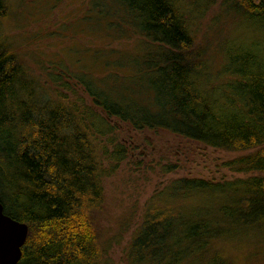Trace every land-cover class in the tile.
Here are the masks:
<instances>
[{
  "label": "trees",
  "instance_id": "obj_1",
  "mask_svg": "<svg viewBox=\"0 0 264 264\" xmlns=\"http://www.w3.org/2000/svg\"><path fill=\"white\" fill-rule=\"evenodd\" d=\"M114 1L148 41L136 70L141 85L128 94L113 97L86 80L85 106L58 88L46 91L0 36V203L27 225L16 264H111L97 227L102 180L129 153L110 119L242 153L224 166L243 177H180L153 192L129 240V260L264 264V0ZM10 10L0 0V30ZM206 17L204 40L222 25L233 30L215 50L222 57L215 72L205 41L195 40ZM236 32L255 36L230 44ZM175 168L159 165L161 174Z\"/></svg>",
  "mask_w": 264,
  "mask_h": 264
},
{
  "label": "rangeland",
  "instance_id": "obj_2",
  "mask_svg": "<svg viewBox=\"0 0 264 264\" xmlns=\"http://www.w3.org/2000/svg\"><path fill=\"white\" fill-rule=\"evenodd\" d=\"M9 1L11 10L0 36L19 63L36 78L40 88L46 91L58 88L67 98H79L87 106L91 105V99L83 87L86 80L113 97L123 90L128 94L141 85L136 70L142 67L138 61L148 41L137 36L138 31L130 25L126 12L116 1ZM207 21L208 17L202 21L195 40L197 45L205 41L207 64L215 72L222 59L215 50L220 40L232 35L233 30L222 25L204 40L209 32L204 27ZM254 36L251 32H236L230 44L247 43ZM53 79L58 80V86L52 85ZM109 121L129 153L115 173L102 180L105 201L97 227L100 239H108L106 253L111 264H136L126 256L129 240L139 226L145 201L169 179L185 177L222 182L244 176L224 166L241 152L204 147L164 131L135 132L125 123ZM137 160L143 161L141 167L131 165ZM166 163L176 166L171 174L159 171V165Z\"/></svg>",
  "mask_w": 264,
  "mask_h": 264
},
{
  "label": "water",
  "instance_id": "obj_3",
  "mask_svg": "<svg viewBox=\"0 0 264 264\" xmlns=\"http://www.w3.org/2000/svg\"><path fill=\"white\" fill-rule=\"evenodd\" d=\"M27 225L3 212L0 203V264H16L26 239Z\"/></svg>",
  "mask_w": 264,
  "mask_h": 264
}]
</instances>
